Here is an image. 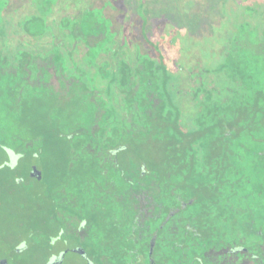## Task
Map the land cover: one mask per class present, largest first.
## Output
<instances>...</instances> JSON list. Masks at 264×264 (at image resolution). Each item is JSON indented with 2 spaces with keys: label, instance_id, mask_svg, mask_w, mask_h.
I'll list each match as a JSON object with an SVG mask.
<instances>
[{
  "label": "flooded vegetation",
  "instance_id": "af4514ba",
  "mask_svg": "<svg viewBox=\"0 0 264 264\" xmlns=\"http://www.w3.org/2000/svg\"><path fill=\"white\" fill-rule=\"evenodd\" d=\"M168 1L0 0V264H264V0Z\"/></svg>",
  "mask_w": 264,
  "mask_h": 264
},
{
  "label": "rangeland",
  "instance_id": "374dc122",
  "mask_svg": "<svg viewBox=\"0 0 264 264\" xmlns=\"http://www.w3.org/2000/svg\"><path fill=\"white\" fill-rule=\"evenodd\" d=\"M157 0H154V2ZM178 3L176 4V6H180V3L183 4L182 6H184V2L186 1L187 5L189 4V1L192 0H176ZM181 1V2H180ZM203 1V3L205 4V10L204 12L207 10V8H209V5L212 2H219V6L217 7L216 11L219 12L220 15H222L223 17H221V21H220V25H218V27L221 29L220 33L216 36H214V34L211 35H206V38L204 39V41L202 42V44L199 41L193 42V38L195 37L194 35H191L190 29L187 28H180L177 29L174 26L169 25L168 23H166L164 26H162L161 31L162 33H160V39H164L165 36H170L172 39H175L176 42V46L171 50L170 49V53L172 55H176L178 54L181 59H182V64H187V65H191L194 61V58L197 54H201L202 56L208 58L210 61H213L214 59V53L212 51V45L213 43L215 44H220L222 42V36L224 35L225 31L229 30V15L231 13L232 10H236L237 9H242V11H245L249 5H246V0H242L243 2L238 4L239 0H201ZM159 3H164L167 2L168 3V8L162 6V13L163 15H168L171 14L172 9H170L172 7V3L168 0H158ZM240 2V1H239ZM172 15V14H171ZM170 16V15H169ZM174 18V17H173ZM165 21L161 18L160 20ZM181 22V21H180ZM183 23V20L181 22V25ZM186 27V26H185ZM189 28V27H188ZM216 28V27H215ZM168 29V32L167 30ZM160 32V30H159ZM190 35V36H189ZM166 36V37H167ZM163 43V47L165 46V43ZM210 45V46H209Z\"/></svg>",
  "mask_w": 264,
  "mask_h": 264
}]
</instances>
